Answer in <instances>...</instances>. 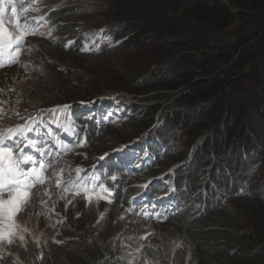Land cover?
Returning a JSON list of instances; mask_svg holds the SVG:
<instances>
[{"label": "trees", "instance_id": "trees-1", "mask_svg": "<svg viewBox=\"0 0 264 264\" xmlns=\"http://www.w3.org/2000/svg\"><path fill=\"white\" fill-rule=\"evenodd\" d=\"M48 1L41 0V6L50 29L47 37L54 41L45 52L62 95L57 103L73 105L81 132L88 124L95 133L90 124L97 121L108 129L117 120L130 124L133 138L120 134L119 158L102 171L101 189L112 205L131 215L179 229L190 227L196 234L186 230L188 251L172 255L159 244L139 247L117 235L112 240L83 237L74 245L48 241L39 251L30 247L28 262L264 264V0H64L60 25L50 23L48 16L60 9L51 8ZM93 2L111 3L113 8L83 10ZM96 16L109 19L102 28L106 36L120 41L114 52L135 40L148 49L140 52L147 61L139 80L129 79L123 88L104 85L103 90L76 97L70 82L71 72L82 69L79 56L103 55V50L79 51L83 23ZM168 35L178 38L168 40ZM71 40L74 43L66 47ZM162 61L172 62L175 71L167 72ZM170 132L181 136L183 149L192 147L197 154L196 159L185 155L183 162H190L184 169L189 184L181 176V164L169 167L175 157L159 165L161 155L170 154L174 146ZM208 161L214 170L224 166L223 173L244 169L245 185L239 187L222 175L219 188L207 170L200 186L204 180L197 172ZM195 204L199 215L192 218ZM220 246L223 249L214 248Z\"/></svg>", "mask_w": 264, "mask_h": 264}, {"label": "rangeland", "instance_id": "rangeland-1", "mask_svg": "<svg viewBox=\"0 0 264 264\" xmlns=\"http://www.w3.org/2000/svg\"><path fill=\"white\" fill-rule=\"evenodd\" d=\"M222 1L226 4V0ZM52 2L59 4L54 6ZM49 3L51 5H48ZM12 4L17 7V16H13L11 13ZM25 4H27L28 10L21 11V7ZM46 4L51 8L60 9L55 13L51 12L48 16L50 23L62 24L63 22L57 20L60 17L59 13L64 12L67 5H64V0H50ZM106 6L113 8L111 3L93 2L83 10L92 9L97 12H105ZM3 7L5 9L4 26L9 32L16 29L17 24H19L21 30L24 25H27L35 30V34L25 36L19 62L0 71V139L8 135V129H22L20 134L9 139V142L6 143L7 146L15 152L14 140L17 141V144H21L26 138L29 141L32 139L40 143L38 144L39 147L53 151L54 158L47 168L48 178L43 177L44 183L34 186L38 187L35 189L36 192H34V187L31 189L30 198L24 209L16 215L15 223L18 227L15 229L12 242L0 241V264H30L28 262L30 261L28 257L30 247L39 251L48 241L60 245L66 243L74 245L76 242L82 241L83 237L87 239L92 235L105 240H112V237L117 235L123 240L135 242L139 247L159 244L169 255L178 250L181 252L188 251L190 243L185 239V231L195 233V229H189L190 227L179 229L175 224L168 222L167 225L155 221L149 222L129 214L120 206L104 203L99 194H95L91 198L79 193L76 184L81 183L83 173L86 175L84 179L86 181L90 178L89 171L93 174L101 167L100 163L106 158H111L120 153V150L116 148L123 144L120 141V134L130 135L133 138L130 124L117 120V125L111 126L109 129L101 127L97 132L99 126L91 123L90 126L95 133L91 130L92 134L86 131L77 136V127L74 126L71 118L74 113L68 107H57V98L62 97V95L56 87L58 80L53 79V74L50 72L52 62L50 64V57L45 52L54 40H49L53 38L47 37L49 27L45 19L46 14L41 6V0H11V2L4 0ZM51 8L48 7L50 10ZM62 19L64 20L63 17ZM106 19L98 16L90 18L83 23V28L80 30L78 43H86L89 48L93 49V52L103 50V55L93 59L85 55L79 56L83 62L82 69L71 72L73 77H71L70 83L73 96L79 97L85 93L93 92V89L103 90L104 85L123 88L131 82L129 79L137 81L142 76L141 73H143L147 59L140 52H145L148 49H143V44H136L135 40H132L128 45L114 52L115 46L120 41H114L110 36L105 35L102 26L107 24L109 19ZM136 20L138 19L136 18ZM150 33L155 34L154 32ZM136 34L138 35V33ZM170 37L171 40L178 38L168 35L166 39L169 40ZM85 49L87 50V48ZM152 51L155 54L158 53V51ZM80 54L88 53L80 50ZM172 62L174 61L172 60ZM172 62L162 61L163 66L168 67L167 72L175 71ZM94 76L101 78L94 80ZM133 76L134 78H132ZM62 104L73 107L68 102ZM52 110H56L55 113ZM44 114L45 117H42ZM158 114L155 117V122H158ZM29 127L31 128L30 136L22 135ZM151 133L154 134L155 132L152 131ZM173 134L171 132L168 134L175 140V142L173 141L174 146H170L171 153L161 155L162 159L159 165L175 157L176 161L171 163L169 167L181 164L178 167L181 168V176L187 178V170L184 169L190 165V162L183 163L187 159L185 155L196 159L197 154L194 153L192 147L189 150L183 149L184 145L181 146L180 143L181 136ZM164 140L167 142L165 137ZM60 144L66 145L69 150L67 152L62 151ZM185 151H187L186 154ZM234 156L237 158L236 154ZM211 162L208 161L205 168L197 172L198 179L204 180L205 178L206 180L208 170L210 172L208 177L214 180L216 183L213 182L219 188L221 185L218 183L223 181L222 175L228 179L232 178L239 187L245 185L246 182L243 180L244 169L237 168L234 172L223 173L220 170L224 166L214 170ZM109 163L107 160L105 161L104 169ZM234 164L237 165L236 160ZM255 174L258 176L257 171ZM261 176L264 178V174ZM187 179L189 184L190 179ZM198 195L196 191L194 197L198 199ZM42 196L49 198V200H45V208L36 203ZM86 198L91 201L88 202ZM220 204L222 209L223 201ZM197 210L198 205H193L189 215L192 218L199 215ZM192 218H187L186 221L190 222ZM213 226L216 225L211 227ZM85 248L89 254L86 246ZM214 248L219 250L223 249V246ZM221 262L228 263L227 260H221Z\"/></svg>", "mask_w": 264, "mask_h": 264}, {"label": "snow or ice", "instance_id": "snow-or-ice-1", "mask_svg": "<svg viewBox=\"0 0 264 264\" xmlns=\"http://www.w3.org/2000/svg\"><path fill=\"white\" fill-rule=\"evenodd\" d=\"M3 4L4 0H0V68L10 67L18 63L25 36L35 34V30L27 25H24L21 30L19 24H17L16 29L9 32L4 26L5 9ZM27 10V4L21 7V11ZM11 13L13 16H17L15 4L11 6ZM67 107L65 106V108ZM52 111L55 113L56 110ZM22 131V129H8V135L5 139H12ZM24 147L33 146L24 145ZM37 150L41 156L47 154L46 148ZM45 167L43 160L37 161L33 156L24 153L23 148L14 152L11 147L4 143L3 139H0V241L12 242L15 229L18 227L15 223V217L24 209L30 198L31 189L37 183L44 182L42 170Z\"/></svg>", "mask_w": 264, "mask_h": 264}, {"label": "bare ground", "instance_id": "bare-ground-1", "mask_svg": "<svg viewBox=\"0 0 264 264\" xmlns=\"http://www.w3.org/2000/svg\"><path fill=\"white\" fill-rule=\"evenodd\" d=\"M40 141V140H39ZM38 188V187H37ZM33 189V188H32ZM53 189V188H52ZM35 190V189H34ZM39 190V189H38ZM37 190H35L34 192H36ZM33 192V193H34ZM49 193V192H48ZM45 200H49V198H47V197H44V196H42L40 199H38L37 201H36V203L37 204H39L40 205V207L42 206V207H44L45 205H44V203H45ZM45 208V207H44Z\"/></svg>", "mask_w": 264, "mask_h": 264}]
</instances>
